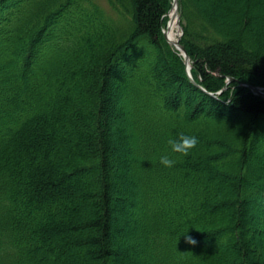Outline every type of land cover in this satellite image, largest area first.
Listing matches in <instances>:
<instances>
[{"label": "trees", "instance_id": "trees-1", "mask_svg": "<svg viewBox=\"0 0 264 264\" xmlns=\"http://www.w3.org/2000/svg\"><path fill=\"white\" fill-rule=\"evenodd\" d=\"M171 6L0 0V264H264V0H178L193 81Z\"/></svg>", "mask_w": 264, "mask_h": 264}, {"label": "clouds", "instance_id": "clouds-1", "mask_svg": "<svg viewBox=\"0 0 264 264\" xmlns=\"http://www.w3.org/2000/svg\"><path fill=\"white\" fill-rule=\"evenodd\" d=\"M198 143V137L195 135H188L186 133H180L178 137H170L168 139V144L171 146V150L174 153L188 154L191 149H193ZM160 162L164 166L171 167L176 161L171 158L168 154H163L160 156ZM187 230V229H186ZM186 230L182 233H186ZM185 239L190 244H195L197 241L191 235H185Z\"/></svg>", "mask_w": 264, "mask_h": 264}, {"label": "water", "instance_id": "water-1", "mask_svg": "<svg viewBox=\"0 0 264 264\" xmlns=\"http://www.w3.org/2000/svg\"><path fill=\"white\" fill-rule=\"evenodd\" d=\"M171 9H176L178 10V0H173L172 1V7ZM172 15H170L169 13V20L166 24V27L168 28V25H169V21L171 19ZM175 18H176V22L179 26V29H180V32L178 33L177 35V38L176 40H172L170 37H168L167 33H166V30L164 29L163 30V36L165 38V40L171 44L172 46L175 47V49H177L179 51V53L183 56V59H184V63H185V66H186V71H187V74L188 76L190 77V79L193 81L192 77H191V73H190V68H191V60H190V57L188 56L184 46L180 43V38H181V35H182V28L180 26V16L179 14L175 15ZM233 80L232 77H228L227 78V81H231ZM247 85L254 93H257V94H260V95H263L264 96V91H263V88L262 87H258V86H253V85H250V84H245Z\"/></svg>", "mask_w": 264, "mask_h": 264}, {"label": "bare ground", "instance_id": "bare-ground-1", "mask_svg": "<svg viewBox=\"0 0 264 264\" xmlns=\"http://www.w3.org/2000/svg\"><path fill=\"white\" fill-rule=\"evenodd\" d=\"M169 13H170V15H172V17L169 21L168 28L165 27V30H166L168 37H170L172 40L175 41L178 33L180 32L179 26H178V24L176 22V18H175V15H177L179 13H178V10L170 8V10L168 12V20H169ZM175 29H177V30L175 31Z\"/></svg>", "mask_w": 264, "mask_h": 264}, {"label": "rangeland", "instance_id": "rangeland-1", "mask_svg": "<svg viewBox=\"0 0 264 264\" xmlns=\"http://www.w3.org/2000/svg\"><path fill=\"white\" fill-rule=\"evenodd\" d=\"M180 19V18H179ZM167 22H168V20H167ZM167 22H166V24H167ZM180 22V21H179ZM180 26H181V28H182V25H181V22H180ZM166 27V26H165ZM165 27H164V29H165ZM163 29V30H164ZM177 29H175V31H176ZM163 32V31H162ZM122 123H124V121L122 122ZM122 123H116V124H114V125H111V126H113V128H114V130L116 131L117 129H118V127L122 124ZM124 126H125V128H126V125H125V123H124ZM123 162V156H120L119 158H118V160L117 161H114L113 162V164L115 165V169L114 170H118L119 169V167L121 166V163ZM128 185V184H127ZM246 237L248 236V235H245ZM245 237V238H246Z\"/></svg>", "mask_w": 264, "mask_h": 264}]
</instances>
